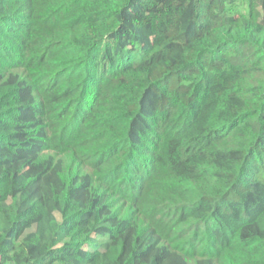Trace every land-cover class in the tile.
Masks as SVG:
<instances>
[{
  "label": "trees",
  "instance_id": "16d2710c",
  "mask_svg": "<svg viewBox=\"0 0 264 264\" xmlns=\"http://www.w3.org/2000/svg\"><path fill=\"white\" fill-rule=\"evenodd\" d=\"M0 264H264V0H0Z\"/></svg>",
  "mask_w": 264,
  "mask_h": 264
}]
</instances>
